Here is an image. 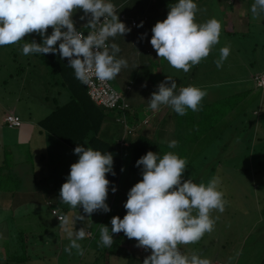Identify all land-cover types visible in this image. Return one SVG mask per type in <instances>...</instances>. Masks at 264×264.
<instances>
[{
  "label": "rangeland",
  "instance_id": "374dc122",
  "mask_svg": "<svg viewBox=\"0 0 264 264\" xmlns=\"http://www.w3.org/2000/svg\"><path fill=\"white\" fill-rule=\"evenodd\" d=\"M223 1L224 0H203L205 8L202 9V18L205 22L212 18H216L222 24L220 42L213 47L212 53L210 52L207 58L194 66L199 69H193V67L187 74L194 78L191 82H195L194 84L200 88L221 87L223 83L237 84L238 87H241L240 84L244 83L243 79H251L253 75L258 74L259 76H255L256 83L253 82V79L250 82L254 83L255 89L264 90V82H258L257 79L261 78V80L264 81V13H261L260 16H253L254 18L250 20L248 15H245V10L242 9L243 7L246 9L248 5L246 1L248 0H241V5L243 3L246 4L242 5V10L239 12L237 10L234 11L232 20L234 27L229 24L227 30L229 32L235 30V32L228 34L224 32L223 29L225 28L224 20H222ZM231 3H233V0L228 2V4ZM234 3H236V0H234ZM160 12L162 13L164 11ZM250 14H252L251 11ZM238 15L244 16V19H238ZM164 19L165 18H163V20ZM28 35L29 38L36 39L37 43L42 42V38L39 35ZM23 39L26 40L28 38L24 37ZM22 42L23 40L14 45L0 47V202L3 203V206L0 204V239L3 241L0 249V264H77L72 261L65 263V257L60 258L58 255L55 260H50L52 257L51 254L56 253V249H54L56 245L52 244L53 241L58 246L61 243L65 247H69L70 240L66 228L68 230H73V227L70 226V224L67 226L64 224L59 225L52 216V211L48 212L43 209V207L46 206V209L50 210L49 207L43 205V202H41L43 198L52 194L53 189L54 197H56L57 193L60 199L59 193L62 186L59 180L61 176L70 171V166L73 163H66V160H64L66 156L60 157L61 153L58 152L53 145L48 146V154L51 159L45 160L42 155L37 153L41 148L35 149L33 145L26 143L29 137L25 138L26 131L24 127L19 130L9 129L3 122L5 114L12 110L20 114L23 121H30L31 118L36 122L43 120L48 115V111L53 109V100L58 98V94L56 93L59 90V87L56 86L58 79L48 76L51 71H48L46 77V68L39 65L38 69L41 71L40 78L35 77L31 67L29 74L27 60H31L32 67L38 66L39 61L34 56L35 54L25 56L27 60L24 62L20 60L21 63L19 65L14 63L12 58L15 56L18 55L20 59H22ZM225 46L231 49L230 55L223 62V66L217 68L215 61L220 57V49ZM153 53L155 57L159 58L155 50ZM159 61H161V64L157 67L153 64L150 71L156 74V72L158 73L157 68L163 69V71L160 70L157 76L153 75V77H157L160 82L152 81L153 83L147 82L144 84L142 83L144 77L137 76L135 78V82L138 86H140L141 83L142 85L144 84V88L142 87L141 90L144 91V94L142 95L143 98H141L140 104L148 105L150 98L147 96L158 89L155 85L157 86L164 81V79H166L165 75L171 76L174 73V71L171 73L167 69V73L163 74L165 66L169 69L172 67L164 58H159ZM20 67L25 70H19ZM142 74L147 76L148 70H145V74ZM36 83L38 85H36ZM114 86L123 91L117 84L114 83ZM214 92H216L215 89ZM252 94L254 96L257 95L254 92ZM253 95H250L248 105L262 110V112H255V115L259 117L264 113V93L261 100L258 102L260 103L259 105L256 103L257 96L254 97ZM242 98L244 99V94L240 96V99ZM60 99L63 100V97H60ZM218 99L219 98H214L213 96L209 99L205 96L201 102L202 107L199 111L193 112L189 109L184 116H179L174 111L170 112L167 109L160 112L159 116L155 115L156 118L152 119L151 125H154L156 122H163V124H160L161 128H173L179 131L177 134H174V138L171 139L164 136L165 132L163 130H158L160 135H157L156 139L164 146L163 151L165 153H176V149L181 148L185 142L188 144L187 140L194 133L199 134L198 131L205 130V128H207L205 114L214 110V106H211L213 104L212 101ZM47 100H50L51 103ZM161 108L162 110L164 109L162 106ZM138 110L140 115H143L145 118H150L148 113L143 111L142 108H138ZM220 110H223V108ZM143 116H141V118H144ZM223 116L219 118L220 123L223 122ZM236 119H238L237 116L235 120ZM260 127V121L257 119L254 124L252 122L249 123L245 135H243V129L245 128H242L238 132H234L232 137L228 139H225L227 138L225 137L223 139L224 143L221 141H214L211 135H207L205 138H201L204 139L205 142L199 141L196 145V148L199 150L196 153L191 152L192 154L200 153L205 147L204 145H207V140H209V143L214 141V145L208 155L207 153L204 154L208 156V162L202 159L194 160L191 167H189V165L187 166L189 168H186L183 177L184 180L191 179L196 183L205 184L213 178H218L219 189L222 190L224 194L226 193L227 200L229 199L230 203L227 206L225 204V210L222 213L217 210L212 211L211 215L215 219V226L211 233H206L204 237L195 244L181 246V251L185 254H199L204 258L210 259L212 264H262L264 260V198H262L264 194V164H259L257 160L258 156L254 154L255 149L258 147V139L264 136V132ZM251 132H254L252 144L257 147L254 148L251 146V150H247V138ZM36 136L35 133V137ZM19 138H22V140ZM183 138L187 139L183 141ZM175 139L178 141L177 147L169 148V141ZM111 140H115V138ZM227 140L229 148L225 150L224 144ZM53 142L55 143L56 141ZM34 143L35 142H33V144ZM218 145L222 146L221 148L219 146V150L216 149ZM190 146L191 145L188 144V147ZM183 155L188 164L190 159L189 152L185 151ZM75 162H77V160H75L74 163ZM59 164H61L60 171L57 173V166ZM223 165H225V167H223ZM213 169H215L216 172H214ZM45 174H47V176H45ZM33 176L35 179L37 177L38 180L32 182ZM45 177H47V180H44ZM23 194L29 195L31 199H36V201L33 204H23L25 199ZM111 199L112 198L108 196L107 200L110 201ZM8 201L9 203L6 204ZM11 201L15 203V206L20 205L21 209L19 208L16 212L13 211L14 209L8 211L13 207ZM60 201L63 203L61 199ZM39 207H41L40 210H38ZM28 209H31L32 212L27 213L24 211ZM75 214L77 216L86 215L82 208H80L78 212H75ZM116 214L117 211L110 214V222ZM65 215L69 222L70 219L73 221L71 214L66 212ZM14 218H16L15 222ZM27 218L32 224L31 228H26V226L29 225L24 223ZM81 223L82 220L77 221V224ZM15 225L19 226L22 231L18 230L17 238L13 237L14 242H10L11 239L9 234L13 236L12 233L15 231L13 226ZM36 232L40 234L45 233V235L49 233L50 236L45 238L46 240L40 245H33L31 249L30 243H35L37 241L36 238H32L35 234L31 233ZM37 242L40 243V241ZM44 243H46V246ZM7 244L9 248H7ZM24 245L26 248L22 251ZM136 245L137 243H135V251L139 253L138 256L146 257L147 252L140 250ZM12 247H16V250H18L16 254L10 252ZM45 247L50 249H47L42 256H39V258H44V260H31L38 257L32 252L39 251ZM93 253L94 250H91L83 263H81L108 264L105 256L100 255L99 258L96 259ZM57 257L58 260H64L57 261ZM24 258L29 259L25 263L19 262V259ZM109 264L131 263H128V260L123 258L111 257ZM133 264H135V262Z\"/></svg>",
  "mask_w": 264,
  "mask_h": 264
},
{
  "label": "clouds",
  "instance_id": "9594fccd",
  "mask_svg": "<svg viewBox=\"0 0 264 264\" xmlns=\"http://www.w3.org/2000/svg\"><path fill=\"white\" fill-rule=\"evenodd\" d=\"M78 10L84 13L80 19H87V35L75 27L73 14ZM199 11L196 0H178L167 18L157 21L151 29L150 43L157 56L185 73L207 58L220 42L221 22L212 18L198 23ZM250 11L254 16L264 13V0H254ZM137 27H143V21ZM130 31L120 21L113 0H0V47L26 41V35L35 33L42 42H25L22 54L59 53L61 58H68L75 78L86 85L92 77L111 81L128 67V61L119 56V45L110 41ZM230 52L228 46L220 49L217 68L223 66ZM157 88L148 101L150 109L158 112L161 106H169L179 116L186 115L189 109L199 111L207 95L206 90L194 85L177 92L176 80L168 76ZM177 144L171 140L168 147L176 148ZM74 154L78 160L70 166L60 199L73 209L82 207L89 215L97 210L110 212L106 201L111 182L106 174L115 175L113 155L83 146L75 147ZM136 166H142V179L127 193L126 214L122 219H111V231L107 226L100 228V243L111 247L113 234L123 232L138 242L137 247L151 251L143 264H212L199 254H185L181 246L195 244L214 230L211 213H222L226 204L219 179L213 178L207 184L184 180L187 160L174 152L161 156L148 151L136 161ZM111 191L115 193L117 188L113 186ZM77 219L90 220L79 215L72 221L73 226ZM63 223L67 226L69 220L65 218ZM66 231L70 245L65 251L70 254L76 249L83 254L79 241L87 238L85 228Z\"/></svg>",
  "mask_w": 264,
  "mask_h": 264
},
{
  "label": "trees",
  "instance_id": "16d2710c",
  "mask_svg": "<svg viewBox=\"0 0 264 264\" xmlns=\"http://www.w3.org/2000/svg\"><path fill=\"white\" fill-rule=\"evenodd\" d=\"M248 1H246V3H248L246 9L244 7L242 9L245 10L246 12L245 15H248L249 19L252 20V18H254L253 17L254 15L250 14V9L252 4L254 3V0H251L249 2ZM177 2L178 0H113V3L118 8L124 5L123 11H125V13H128V15L130 16L132 15L136 16L138 14L137 12H139V14L142 15L143 13H145V11L157 13L158 18L155 20L156 22L163 21V18L166 19L168 11ZM196 2L198 3V7L200 9V11L197 13L196 20L198 23H203L205 22V20L202 18V11H203L202 9L205 8L204 2L203 0H196ZM228 2H230V0L229 1L224 0L222 2L223 5L222 20H224L225 23V28H223L224 32L231 34L234 33L235 30L229 32L227 30V26L231 24V26L234 27L232 24L234 11L237 10L239 12L240 10H242L241 9L242 5H245L246 3L245 4L243 3L241 5V0H236V3H234L233 0V3L231 4H228ZM160 11H164L161 13V17H159ZM80 13H83V11L78 10L73 14L75 27L77 28L78 31H81L85 35H87V32L89 31V29L86 27L87 19L83 21L79 20ZM118 15L119 17L121 15L119 10H118ZM243 17L244 16L238 15V19L240 20L244 19ZM155 21L152 18L149 20V22H144L143 27H141L140 29L142 30V32H144L143 34L145 33L147 34L146 36H144L145 40L142 47H144L146 53L149 52L150 54L153 53L154 49L150 43L152 32L150 33L149 30L151 31L152 27L155 25L154 23H156ZM149 24L152 25L148 26ZM51 31L52 29L50 27L47 33H51ZM148 33L150 34L148 35ZM28 36L29 35L25 36L28 39H26V41H23L22 45L25 42H31L33 40ZM34 40L36 41V39ZM34 56L39 61L38 66L36 65V67H32L31 60H27V59H22V60L23 62L27 60L28 65L32 68L33 71L38 70L39 65L48 66V71H51L49 76L58 79L56 86L59 87L58 93L59 92L62 93L61 96L58 95V98L54 99L56 106L53 112L47 118H45L40 122L39 125L41 126V128L45 132L47 131L52 136L61 140L67 146L71 147L73 150L77 146H83V147L88 146L93 148L94 150H100L102 153L105 154L111 153L114 158L115 175L113 176L111 173L106 174V178L109 179V181L111 182L109 185L108 196L109 198L112 199L110 201L109 200L106 201L111 211L104 212L103 210H98L99 212L96 213L94 212V214L92 213V215L89 214L85 215V219H90V220L87 221V224L84 227L86 232L88 233L87 238L79 241L83 249V254H80L79 251L76 249H72L73 254H70L71 258L68 261H72L73 263H77V264H80L81 262L83 263L87 255L91 252V250H94V253H96L98 256L97 258H99L100 255H103L105 256L107 261H109L111 257L117 256L123 259H127L128 263L131 264H133L134 262L135 264H143L144 259L151 254L150 250L146 251L147 252L146 257L144 256L139 257L138 256L139 253L135 251L136 250L135 243L138 242L135 239H129L123 232L113 234L114 241L111 247H104L100 243V228L102 226H107L111 231L112 225L110 222V214H112L114 211H117L116 215L119 216L121 219L126 214V209L124 208V204L126 203L127 200V193L129 192L131 187H133L137 182H139L142 179L141 176L142 166L137 167L136 161L142 156L146 155L148 151L159 153L161 156L166 154L163 151L164 146L161 145V143L156 139L157 135H160L158 130L160 128L161 123L156 122L154 125H151L152 121H150L149 124L143 125V127L140 128L142 125V121L140 118H138L136 114L133 113L131 106L129 105V108H123L126 104L130 102L125 96L126 92L124 90L121 91L114 86L115 79L109 81V84L113 89V91L122 97V101L116 108H107L103 105H99L96 102V100L93 97L91 87L88 84L86 85L75 78L74 70L69 66L68 58H61L59 53L44 54V55L35 54ZM152 56L153 57L150 56L151 57L150 60H152V64H155L157 67L158 65L161 64V61H159V58L155 57L154 55ZM12 59L14 63L18 65L21 63L20 62L21 59L18 55L13 57ZM22 69L23 68L20 67V70ZM157 69H158V73L156 72L155 74L156 76L157 74H159L160 70L163 71V69H159V68ZM167 69L171 73L174 71L173 75L171 76L167 75V76L176 80L177 92H179L180 88L187 87L189 86L190 83H191L190 85H193L195 83V82H191L192 80H194L192 76L188 75L182 70H177L173 67L169 69L168 67L165 66L163 74L167 73ZM193 69H199V68L194 67ZM167 76L165 75V77ZM255 76H259V75L258 74L253 75L252 76L253 78L251 79L248 78L243 79L244 83L240 84L241 87H238L237 84H231V83H226V84L223 83L221 87H216V88L201 87V89L206 90L207 98L210 99L213 96L214 98H219V99L212 101L213 104L211 106H214V110L211 111L210 113L205 114L207 128H205V130L203 131H198L199 134L194 133L187 140L188 144L191 145L190 147H188V144L185 142L183 144L184 147L182 145L181 148L176 149V154H178L182 158H184L183 153L185 151L189 152L190 155V159L188 163L189 167L193 165L192 162L196 159H202L208 162L207 155L209 151L212 149V146L214 145L213 144L214 141H221L224 143L223 139L225 137H227L225 139L232 137V135H234V132L236 131L238 132L242 128H245L243 129L244 130L243 135H245L249 127V123L252 122L254 124L257 119L258 121H260V125H261L260 128L264 132V113H262L261 116L257 117L255 115V112L257 111L262 112V110L258 109L257 107H250L248 105L249 102L248 99H250V95H253L252 94L253 92L257 94L255 96H257L256 103L258 105L260 104L258 102L259 100H261V97L264 93L263 89H255L256 88L254 86V83H256ZM252 79L254 83L250 82L252 81ZM145 80L146 79L143 78L142 83L144 84L147 83V81ZM165 80L166 79H164V81ZM152 81L160 82L158 81L157 77L154 78L153 76H152ZM194 86L196 85L194 84ZM155 87L157 86L155 85ZM214 89L216 90V92H214ZM64 92H67L70 98L69 102L66 104H64L63 101L60 99V97L63 96ZM137 93L141 95L144 94V91L139 90ZM243 94H244V99L243 98L240 99V96H243ZM162 107H164V109H167L170 112L173 111L169 106H162ZM221 108H223V110H220ZM11 114L21 118L24 125V121L22 117L16 114L15 112L6 113L4 117V123H5L4 125L9 129L23 128V125L19 128H11L10 125L5 122V118ZM152 116L153 114L151 115V117ZM221 116H223L222 123H220L219 120ZM236 116L238 117V119L235 120ZM108 121H115L114 125L115 128L117 129V132L113 137L115 138V140H111L113 139L112 137L103 134L105 130L104 126ZM155 127L156 129L154 130L153 133L154 136H152V133L149 134L148 130L149 128H152L151 130L153 132V129ZM207 135H211L214 141L209 143V140H207L206 141L207 145H204L205 147L202 149L200 153L192 154L193 152L196 153L199 150L198 148H196V145L198 144L199 141L205 142V140L201 138H205ZM150 136H152L153 138ZM253 136H254V132H251V134L247 138L248 140L247 150H251V146H253L252 144ZM187 138H183V141L186 140ZM258 142H259L257 145L258 147L253 146L254 148L257 147L255 149L254 154L258 156L257 160L259 161V164H264V136L263 137L261 136L260 139H258ZM227 143L228 140L224 144L225 150H228L229 148V144L227 145ZM219 146L220 148L222 147L221 145H218L216 149L219 150ZM205 153H207V155H204ZM189 167H187V169ZM223 167H225V165H223ZM122 168L124 169V171H121ZM215 169H213L214 172H216ZM59 171H60V166L59 168H57V173ZM69 173L70 171H68L67 174L61 176V179L59 180L61 186L63 185V183L66 182ZM44 180H47V177H45ZM113 186L117 188V191L115 193L111 191V188ZM225 198L227 200L226 193L224 194V199ZM262 198H264V194L262 195ZM229 203L230 200L228 199L226 201V206ZM65 206H67L66 207L67 212L74 216L76 215L75 212H78V210L82 208L79 207L73 209L66 203ZM50 207L52 209V207L54 208L55 206L54 204L53 206L51 204ZM54 211H57L58 213L54 215ZM100 211L105 213V217L104 216L102 217L100 215ZM52 213L53 216L56 217L58 223L60 225H63L64 224L63 221L65 217L61 214L60 210L54 208L52 209ZM60 217H62L63 220H60ZM85 221L86 220L83 221V224H85L84 223ZM79 226H80L79 228L73 227L72 231H74V229L75 231H79L81 228H83L81 227V225ZM138 248L140 250L145 251L144 248L141 247ZM262 264H264V260Z\"/></svg>",
  "mask_w": 264,
  "mask_h": 264
},
{
  "label": "crops",
  "instance_id": "0c3cea01",
  "mask_svg": "<svg viewBox=\"0 0 264 264\" xmlns=\"http://www.w3.org/2000/svg\"><path fill=\"white\" fill-rule=\"evenodd\" d=\"M123 7H124V5L120 6L119 8L117 7L118 10H119V12H120V14H121L120 17H119V19H120V21L124 22L126 24V26L131 29V31L129 33H126L123 37L122 36H117L113 41H110V42H115V43H117L119 45V47L121 48V52L119 53V56L120 57H123L124 59H126L128 61V67L122 69L121 73L115 78V83L118 84V86H120L126 92V95L125 96L128 99V101L130 102V103H128V105L131 106V108L133 110V113L136 114L138 116V118L141 119L142 125H141L140 128H142L143 125L149 124V122L152 121V119L156 118L157 115L159 116L160 115V112H163V111L166 110V109H163L162 110V108H160V111H158V112H152V110L150 108L148 109L146 107V106L149 107V105L140 104V102L142 100L141 98H143L142 97L143 94L139 95L137 92L139 90H142V87L144 88V84L142 85V83H141L140 86H138V85H136L137 83L135 82L136 81L135 78L137 76H140V77L142 76V78L144 77L146 79L145 81L152 82V76L155 75L154 72L152 73L150 71L151 70V67L153 66L152 60H150V59H151V57H153L152 55H154V54L153 53L150 54L149 52L146 53L144 47H142L143 46V43H144V40H145L144 39V35H143L144 32H142V30H140L141 27H137V25H139L141 21H143V23L144 22H149V20L152 19V18L155 21L158 18V14L157 13H152L150 11H145V13H143L142 15H140L139 12H137L138 14L136 16H134V15L130 16V15H128V13H125V11H123V9H124ZM159 13H160L159 14V17H161V12H159ZM82 15H84V13H80V17ZM141 16H143V17H141ZM79 20H81V19L79 18ZM81 21H83V20H81ZM125 21H127V22H125ZM134 24H137V25L134 26ZM82 25H84V24H82ZM150 25H152V24H149L148 26H150ZM149 32L151 33L150 30H149ZM150 33H148V35ZM47 34L50 35L51 33H47ZM21 58L22 59H27V58H25V56L23 54H21ZM42 66H44L46 68V70H47V73H46V77H47V74H48V66H45V65H42ZM19 70H20V68H19ZM145 70L146 71L148 70V75L147 76H145V75L142 74V73L145 74ZM30 71H31V69H30V66H29V74H30ZM32 72L35 75V77H39V78L41 77V75H40V72L41 71L39 69L36 70V71H33L32 70ZM29 74H28V76H29ZM36 85H38V84L36 83ZM155 91H157V90H155ZM56 93L59 96L62 95L61 92L58 93V91H57ZM62 97H63V100L62 101H63L64 104H66V103L69 102V99L70 98H69V94L67 92H64V94H63ZM147 97L151 98V95H149ZM44 100H45V98H44ZM47 101L49 103H51L50 100H47ZM53 102H54V100H53ZM55 106H56V104L54 102L53 109H51L50 111H48V115L45 118H47L53 112ZM138 108H142L143 111H146L148 113V115H149L150 118H145L143 115H140ZM8 112H11V113H14L15 112L16 114H18L15 110L8 111ZM152 114H153V116L151 117ZM18 115L21 116L20 114H18ZM141 116H143L144 118H141ZM41 121L42 120L36 122L33 118H31L30 121H24L23 127H24V129L26 131L25 138L29 137V139L27 140L26 143H30L31 145H33V147L35 149L41 148V150L39 152L37 151V153L39 155H42L45 158V160L51 159L50 156H49V154H48V146L49 145H53V147H55V149L58 152L61 153L60 157L66 156V159H64V160H66V163H71L72 164V163H74L75 160H78V155L74 154V150L71 147L67 146L61 140H59L56 137L52 136L47 131L45 132L41 128V126L39 125ZM3 122H4V120H3ZM135 122H136V120H135ZM114 123H115V121H108L105 124V126H104L105 127V130H104V133H103L104 135L110 136L112 138L115 136V134L117 132V129L115 128ZM160 123L163 124V122H160ZM160 123H157V124H160ZM151 129L152 128H149L148 133L149 134L152 133V136H154L153 133H154V130L156 129V127L153 129V132H152ZM16 130H19V129H16ZM159 130H163L165 132L164 133V136H166L168 138H171V139H173L174 138V134H176L178 132L177 129L174 130L173 128L165 129V128H161L160 127ZM35 133L37 135L36 137H35ZM152 136H150V137H152ZM19 139L22 140V138H19ZM53 141H56V142L54 143ZM33 142H35V143L33 144ZM87 147L88 146H85V148H87ZM69 149H71V150H69ZM45 154H46V156H45ZM59 166H61V164H59L57 166V168H59ZM45 176H47V174H45ZM36 180H38V178L36 177V179H35L34 176H33L32 177V182H35ZM53 192H54V189L52 191V194H50L47 197L43 198L42 201H41V202H43L42 204L43 205H47L50 210L46 209V206L43 207V209H45L48 212H50V211H52V209L55 208L57 210H60L61 214L65 218H67V216L65 215V213L67 212V208H66L67 206H65V203L64 202L62 203L60 201L57 193H56V197H54ZM23 195L25 196L24 197L25 199H24L23 204H28V203L33 204L36 201V199H34V200L31 199V197L29 195H27V194H23ZM43 195H44V193H43ZM8 203H9V201L6 204H8ZM0 204L2 205L3 203L0 202ZM17 204H19V203H17ZM51 204H52V206H53V204L55 206L54 208L52 207V209L50 207ZM12 205H13V207H11L8 211H12V209H14L13 211L16 212V211H18L19 208L21 209V206L20 205L15 206V203H13V202H12ZM40 209H41V207H39L38 210H40ZM24 211L27 212V213L28 212H32L31 209L24 210ZM33 212H36V211H33ZM96 212H99V211L97 210V211H95V213ZM100 215L102 217L103 216L105 217V213L104 212H101L100 211ZM71 216H72V220H74V218L77 217V215H75V216L74 215H71ZM28 217H31V216H28ZM16 218H17V216H16ZM16 218H14V222H15ZM54 218L56 219V217H54ZM78 220L79 219L76 220L75 225L73 226L72 221L70 219V222H69L70 226H72L74 228L75 227L76 228H79L80 227L79 225H81V227L84 228L86 226V224H87V221H88V220H86L84 222L85 224H83V220H82V223L81 224H77V221ZM56 221H57V219H56ZM21 223H23V222H21ZM24 223L29 224L28 226H26V228H31L32 224H31V222L29 221L28 218L26 219V221ZM13 227L15 228V231L12 233L13 236H11L9 234V237L11 239V242H14L13 241V237L17 238V233H18L17 231L18 230L19 231H22L19 228V226H16L15 225ZM31 234H35V235L32 236V238H34V239L36 238L37 241H40V243H38L37 241L35 243H32L31 242L30 243V248L31 249H32L33 245H40L44 240H46L45 238H47V237L50 236L49 233H47L48 235H45V233L40 234L38 232L31 233ZM2 242L3 241L0 239V249L2 247ZM52 244L56 245V247L54 246L55 247L54 249H56V253H52L51 254L52 257L51 256H47V257H51L50 260H55L56 256L58 255V257H60V258L61 257H63V258L65 257V259H66L65 260V263L70 262L68 260L71 258L70 254H73L72 250H71V253L69 254L68 252L65 251V248L66 247L63 244L60 243L59 246H58L54 241H53ZM44 245L46 246V243H44ZM7 248H9V245L8 244H7ZM25 248L26 247L24 245L22 251H24ZM28 249H29V247H28ZM47 249H50V248L45 247L44 249H40L39 251L32 252L35 255H37L38 257L35 258V259H31V260H35V261L44 260V258H39V256H42L43 253ZM10 252H12L13 254H16L18 252V250H16V247H12L10 249ZM93 255L97 259V257H98L97 254L96 253H93ZM58 257H57V261L64 260V259L58 260ZM113 257H117V256H113ZM117 258H120V257H117ZM28 259L29 258L19 259V262H24L25 263V262L28 261ZM109 262H110V260L108 261V264H109ZM80 264H82V263H80Z\"/></svg>",
  "mask_w": 264,
  "mask_h": 264
},
{
  "label": "built area",
  "instance_id": "2783aa9c",
  "mask_svg": "<svg viewBox=\"0 0 264 264\" xmlns=\"http://www.w3.org/2000/svg\"><path fill=\"white\" fill-rule=\"evenodd\" d=\"M134 26H136V24H134ZM257 79L258 82H264L261 78ZM88 85L91 87L93 97L99 105H103L107 108H116L121 103L122 97L113 91L109 81H99L95 79V77H92ZM123 108H129V105L126 104ZM5 122L9 124L11 128H19L23 125L21 118L13 114L8 115L5 118ZM57 213V211H54V215ZM60 220H63V218L60 217Z\"/></svg>",
  "mask_w": 264,
  "mask_h": 264
}]
</instances>
